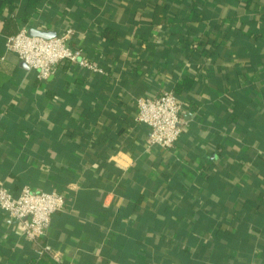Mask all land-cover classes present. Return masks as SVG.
<instances>
[{
  "label": "crops",
  "instance_id": "1",
  "mask_svg": "<svg viewBox=\"0 0 264 264\" xmlns=\"http://www.w3.org/2000/svg\"><path fill=\"white\" fill-rule=\"evenodd\" d=\"M15 2L0 5V184L66 204L43 238L59 260L0 208V264H264V0ZM69 27L106 75L62 61L40 79L7 47ZM191 79L183 135L149 148L137 98Z\"/></svg>",
  "mask_w": 264,
  "mask_h": 264
},
{
  "label": "built area",
  "instance_id": "2",
  "mask_svg": "<svg viewBox=\"0 0 264 264\" xmlns=\"http://www.w3.org/2000/svg\"><path fill=\"white\" fill-rule=\"evenodd\" d=\"M75 29L69 27L55 36L46 38L31 35L26 29L8 37V49L16 52L30 67L37 71L40 79L53 75L60 62L69 61L94 74H106L105 65L83 54L82 47L73 46L71 40ZM137 119L148 126V147L168 149L179 141L187 121L183 117L184 100L174 91H163L158 95H141L136 101ZM66 199L59 191L35 190L26 185L15 195L0 184V208L16 225L18 234L37 244L38 256L49 255L59 260V253L43 238L47 234L52 215L64 209Z\"/></svg>",
  "mask_w": 264,
  "mask_h": 264
},
{
  "label": "trees",
  "instance_id": "3",
  "mask_svg": "<svg viewBox=\"0 0 264 264\" xmlns=\"http://www.w3.org/2000/svg\"><path fill=\"white\" fill-rule=\"evenodd\" d=\"M7 4L10 6V9L13 10L15 8L16 2H15V0H0V5H7ZM105 34L111 35V31L110 32L106 31ZM67 62L71 63L69 61H67ZM96 75L103 77L106 74H96ZM105 77H108V76H105ZM192 84H193V79L186 80L183 84L174 85V89L172 91H174V93L178 97L182 98L181 95H182L183 90H185L184 88L191 87ZM181 89H183V90H181Z\"/></svg>",
  "mask_w": 264,
  "mask_h": 264
},
{
  "label": "water",
  "instance_id": "4",
  "mask_svg": "<svg viewBox=\"0 0 264 264\" xmlns=\"http://www.w3.org/2000/svg\"><path fill=\"white\" fill-rule=\"evenodd\" d=\"M28 32L31 35H37V36H42L46 38L55 36L57 34L55 31H46V30H41L37 28H30Z\"/></svg>",
  "mask_w": 264,
  "mask_h": 264
}]
</instances>
